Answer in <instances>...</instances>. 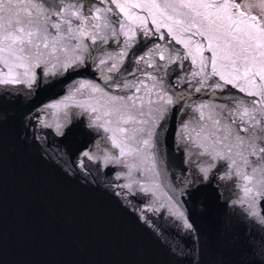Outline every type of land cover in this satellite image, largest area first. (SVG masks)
Here are the masks:
<instances>
[{
	"label": "snow or ice",
	"instance_id": "6c2138e0",
	"mask_svg": "<svg viewBox=\"0 0 264 264\" xmlns=\"http://www.w3.org/2000/svg\"><path fill=\"white\" fill-rule=\"evenodd\" d=\"M245 7L0 0V101L27 107L17 143L30 140L65 175L103 187L170 264H208L197 253L191 207L206 188L234 232L235 264H264V182L254 190L245 175L236 195L229 172L234 155L247 163L241 150L256 157L253 172L264 166V18ZM55 87L62 91L41 99ZM6 124L0 110V132ZM77 130L89 138L80 146L72 142Z\"/></svg>",
	"mask_w": 264,
	"mask_h": 264
},
{
	"label": "water",
	"instance_id": "95a60500",
	"mask_svg": "<svg viewBox=\"0 0 264 264\" xmlns=\"http://www.w3.org/2000/svg\"><path fill=\"white\" fill-rule=\"evenodd\" d=\"M41 2L45 7L58 4V0ZM76 23L73 18L74 27ZM66 27L62 25L61 31ZM68 43L71 46L76 41ZM61 91L60 87L49 88L41 99ZM0 110L7 115L0 132V264H170L165 249L103 187L95 182L89 187L87 182L65 175L61 170L65 166L58 167V162L31 146L30 140L24 147L17 143L25 127V103L0 101ZM88 139L77 130L72 142L80 146ZM241 151L247 155V163L234 155L229 172L236 178L234 194L242 196L240 186L249 183L243 176L250 177L255 190L264 182V166L253 172L256 157ZM145 175L142 172L141 178ZM160 186L163 188V182ZM191 207L200 236L197 253L203 250L208 264H235L239 251L234 232L224 226L214 189L197 192Z\"/></svg>",
	"mask_w": 264,
	"mask_h": 264
},
{
	"label": "flooded vegetation",
	"instance_id": "af4514ba",
	"mask_svg": "<svg viewBox=\"0 0 264 264\" xmlns=\"http://www.w3.org/2000/svg\"><path fill=\"white\" fill-rule=\"evenodd\" d=\"M236 2L237 3H240L241 2V0H236ZM244 3H245V5L246 4H260L261 3V0H244ZM246 8L249 10V14H253V13H258V10H254V9H256L257 7H251V8H249V7H247L246 6ZM262 14L260 15V18H264V12H261Z\"/></svg>",
	"mask_w": 264,
	"mask_h": 264
},
{
	"label": "rangeland",
	"instance_id": "374dc122",
	"mask_svg": "<svg viewBox=\"0 0 264 264\" xmlns=\"http://www.w3.org/2000/svg\"><path fill=\"white\" fill-rule=\"evenodd\" d=\"M259 5L260 4H246V6L247 7H249V8H251V7H257L256 9H254V10H258V13H256V15L258 16V18H260V15L262 14L261 13V11H260V8H259ZM242 10H244L245 12H246V14H249L248 12H249V10L245 7V8H243Z\"/></svg>",
	"mask_w": 264,
	"mask_h": 264
}]
</instances>
